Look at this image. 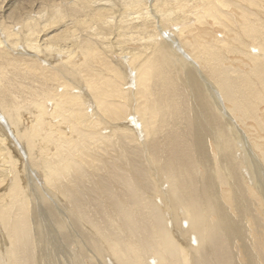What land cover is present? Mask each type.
Masks as SVG:
<instances>
[{"label":"bare ground","instance_id":"bare-ground-1","mask_svg":"<svg viewBox=\"0 0 264 264\" xmlns=\"http://www.w3.org/2000/svg\"><path fill=\"white\" fill-rule=\"evenodd\" d=\"M0 39V264H264V0H0Z\"/></svg>","mask_w":264,"mask_h":264},{"label":"rangeland","instance_id":"rangeland-1","mask_svg":"<svg viewBox=\"0 0 264 264\" xmlns=\"http://www.w3.org/2000/svg\"><path fill=\"white\" fill-rule=\"evenodd\" d=\"M0 41H1V44H0L1 47H4V48H9V47H10V46L6 43L5 40L0 39ZM122 59H123V61L125 60L124 57H123ZM241 168H242V171H243V170L245 169V165L242 164V165H241ZM263 169H264V168H263ZM260 175H261L262 180H263L264 171H263Z\"/></svg>","mask_w":264,"mask_h":264}]
</instances>
